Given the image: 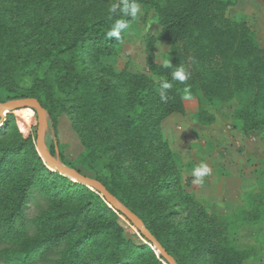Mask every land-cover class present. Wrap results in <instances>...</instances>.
Masks as SVG:
<instances>
[{"label":"trees","instance_id":"16d2710c","mask_svg":"<svg viewBox=\"0 0 264 264\" xmlns=\"http://www.w3.org/2000/svg\"><path fill=\"white\" fill-rule=\"evenodd\" d=\"M136 2L161 28L144 41L148 74L141 75L116 73L104 62L128 28L119 40L109 38L114 21L129 26L133 20L121 12L122 0H0V103L36 99L51 123L52 155L57 115H68L83 147L80 164L95 171L94 179L176 264H243L249 254L232 239L240 227L264 221V189L256 179L255 191L243 194L232 216L209 213L188 191L193 181L163 139L161 124L184 115L185 100L195 98L209 107L236 103L232 129L264 133V48L246 23L226 16L237 0ZM156 42L170 45L169 67L156 62ZM178 66L189 75L184 83L172 79ZM164 81L172 88L161 100ZM23 112H17L20 119ZM196 119L206 126L214 116L200 108ZM24 129L13 113L0 119L2 264H167L144 237L126 230L124 217L98 193L51 171L36 151L35 132ZM98 162H104L100 171ZM32 195L44 209L27 222Z\"/></svg>","mask_w":264,"mask_h":264},{"label":"rangeland","instance_id":"374dc122","mask_svg":"<svg viewBox=\"0 0 264 264\" xmlns=\"http://www.w3.org/2000/svg\"><path fill=\"white\" fill-rule=\"evenodd\" d=\"M226 16L232 22L246 23L256 46L264 48V0H237L236 5L228 9ZM160 31L155 14L144 6H140V11L126 29L121 44L115 47V54L104 62L116 73L128 71L135 75L148 74L146 61L149 50L144 41L149 37L158 36ZM169 49L170 45L166 42L154 44L153 53L157 63L164 64ZM238 107L236 103L209 107L195 98H190L185 100L184 115H173L161 124L163 139L187 167L185 178L194 180L191 175L192 170L204 160L206 152L210 151V154L215 155L211 158L214 166L219 165L216 161H220V165L224 163L222 167L220 166V171L215 168L212 177L211 175L204 177L202 186L193 183L188 189L212 214L232 216L233 210L242 204L243 198H240L243 193L239 195L234 186L239 169H252L253 173L255 172L258 190L264 189V133L254 132L242 135L233 130L232 114ZM200 108L214 116L213 123L206 126L199 125L196 115ZM17 112L13 114L20 123L25 125L26 134L33 135L37 126L35 111L25 109L20 114L22 119L17 116ZM50 125L51 123L47 122V148L53 142ZM19 127L23 130L22 126L19 125ZM56 138L57 148L62 153L65 166H73L84 176L94 179L95 171H88L80 164L83 147L72 129L70 117L66 114L57 115ZM103 167L104 162H98L94 166L96 171H100ZM224 175L226 180L224 183L215 185V182H212L215 189L209 188L210 185L204 183L208 179L215 180ZM43 204V200L37 195L30 197L24 210L27 222L33 221L38 216L44 209ZM122 221L127 231L130 227L139 237L128 221L124 218ZM232 241L237 249L249 254L243 264H264V221L259 227H240ZM49 262L50 260L47 264Z\"/></svg>","mask_w":264,"mask_h":264},{"label":"water","instance_id":"95a60500","mask_svg":"<svg viewBox=\"0 0 264 264\" xmlns=\"http://www.w3.org/2000/svg\"><path fill=\"white\" fill-rule=\"evenodd\" d=\"M25 109L33 110L36 113L37 126L35 131V147L39 157L44 162V164L51 171H55L60 175H63L98 193L108 205V207L121 214L132 225L137 233H139L146 239V241L155 251L156 255L161 257L167 264H176L174 259L167 254V252L162 248L159 242L149 233L143 222L133 212L121 205L118 200L114 196H112L100 182L95 179L86 177L80 174L75 169L69 168L60 162L56 143H54L55 154H50L46 145L47 113L36 99L25 98L0 103V119L3 120L6 115Z\"/></svg>","mask_w":264,"mask_h":264},{"label":"clouds","instance_id":"9594fccd","mask_svg":"<svg viewBox=\"0 0 264 264\" xmlns=\"http://www.w3.org/2000/svg\"><path fill=\"white\" fill-rule=\"evenodd\" d=\"M123 7L121 8V12L124 16L132 17L135 19L137 14L140 11V5L136 2V0H122ZM118 5L114 4L110 9V13H114ZM127 22L123 19H116L112 24L110 30L107 32V36L109 38L115 37L118 40L121 37V30L127 28ZM164 66L169 67L170 62L164 61ZM172 79L180 81L184 83L186 80L189 79V75L187 74L186 70L182 66L176 67L175 71L172 72ZM172 88V84L169 82H162L161 89H160V98L161 100H166V91ZM185 94L188 92V89H184ZM187 98V97H186ZM211 169L207 165V163L201 162L197 167L192 170L191 175L194 177L193 183L194 184H202L204 177L210 174Z\"/></svg>","mask_w":264,"mask_h":264},{"label":"crops","instance_id":"0c3cea01","mask_svg":"<svg viewBox=\"0 0 264 264\" xmlns=\"http://www.w3.org/2000/svg\"><path fill=\"white\" fill-rule=\"evenodd\" d=\"M206 154L207 155H205V158H204V160L202 162L207 163V165L211 169L209 176L211 175V177H212L214 175L215 168H217L218 171H220V166L222 167L224 163L220 165V163H219L220 161H216V163L219 164V165H218V167L214 166L213 161H212L211 158H213L215 155L214 154H210V151L206 152ZM230 167H232V166H230ZM252 174L254 175L253 177H252ZM247 177H249L248 180H247ZM235 178H236V181L234 182V186H235L236 190L239 192V195L241 193L245 194V193H248V192L255 191V189H256V176H255V172L253 173L252 169H247V170H245L244 168L243 169H239L237 171V174H236ZM225 181L226 180H225V175H224V176H222L220 178H218V177L215 178V180L208 179L204 183L207 184V185L209 184L210 185L209 188L213 189V187L216 184L224 183ZM212 182H215V185ZM200 186H202V184H200ZM207 189H208V186H207ZM214 189H215V187H214ZM243 194L241 195V198L239 197L240 199H242ZM256 227H259V226H256Z\"/></svg>","mask_w":264,"mask_h":264}]
</instances>
